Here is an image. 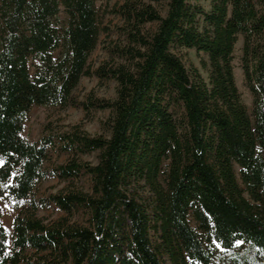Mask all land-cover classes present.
<instances>
[{"label": "trees", "instance_id": "trees-1", "mask_svg": "<svg viewBox=\"0 0 264 264\" xmlns=\"http://www.w3.org/2000/svg\"><path fill=\"white\" fill-rule=\"evenodd\" d=\"M109 13L123 22L119 42L91 72ZM240 37L251 114L234 75ZM181 50L207 56V79ZM91 76L115 82V99L77 103ZM37 106L109 110L107 133L48 126L30 142ZM93 154L96 164L81 160ZM84 177L91 192L75 186ZM51 179L68 187L40 196ZM0 196L17 211L11 250L0 211V264H264V0H126L103 12L97 0H0ZM52 208L67 217L45 223L38 213Z\"/></svg>", "mask_w": 264, "mask_h": 264}, {"label": "rangeland", "instance_id": "rangeland-1", "mask_svg": "<svg viewBox=\"0 0 264 264\" xmlns=\"http://www.w3.org/2000/svg\"><path fill=\"white\" fill-rule=\"evenodd\" d=\"M125 1L126 0H97V5L101 9V12H103L104 10L110 11L122 5ZM157 7L164 14L165 7L163 5ZM122 25L123 22L121 19L113 14L109 13L101 18V27L102 29H106L107 32H103L101 34L98 47L89 59L88 66L91 72H94L101 65L111 62L112 58L108 54V48L119 42V35L116 33V29ZM155 28L156 25L148 26L146 30L154 31ZM243 43L244 39L243 37H240L234 53V75L243 103L246 105L249 113L251 114L253 108V98L246 86L241 68ZM178 54L188 69H197L205 79L208 78V72L204 67V63H208L206 55L202 53L199 54L195 50H181ZM31 71L32 73L34 72L33 69ZM90 97L104 100L115 99L116 83L113 81L101 82L96 76L84 77L77 89L74 91L73 98L77 103L82 104ZM110 115L111 112L109 110L87 112L82 107H69L65 110H59L37 106L31 110L27 117L23 137L30 142H37L44 134L48 126L62 129L78 126L84 132L92 136L106 135L107 132L104 127V123L109 119ZM68 160L69 157L67 155L57 156L56 154H52L53 164H64ZM81 160L91 164H96L98 161V154L84 156ZM236 172L239 173V168H236ZM75 186L85 192H91V182L88 177H84L79 182H76ZM67 187V183H62L58 179H51L41 186L39 195L42 197L47 196L48 194L60 192ZM0 211L8 238L9 250H11L13 226L17 211L14 203L9 198L2 196H0ZM38 216L43 219L45 223L60 221L67 217L65 213L56 208L41 210L38 213ZM76 220L78 219L75 218L71 221L75 222Z\"/></svg>", "mask_w": 264, "mask_h": 264}]
</instances>
